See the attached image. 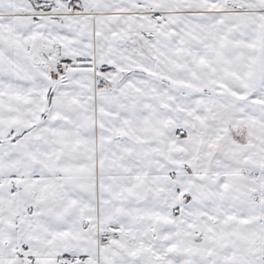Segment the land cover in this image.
<instances>
[{"label": "snow or ice", "instance_id": "6c2138e0", "mask_svg": "<svg viewBox=\"0 0 264 264\" xmlns=\"http://www.w3.org/2000/svg\"><path fill=\"white\" fill-rule=\"evenodd\" d=\"M0 264H264V0H0Z\"/></svg>", "mask_w": 264, "mask_h": 264}]
</instances>
